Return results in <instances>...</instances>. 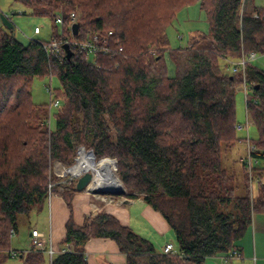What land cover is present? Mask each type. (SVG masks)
Instances as JSON below:
<instances>
[{
  "label": "trees",
  "instance_id": "trees-1",
  "mask_svg": "<svg viewBox=\"0 0 264 264\" xmlns=\"http://www.w3.org/2000/svg\"><path fill=\"white\" fill-rule=\"evenodd\" d=\"M15 1L51 20L50 39L82 41L99 34L109 48L88 59L75 49L69 57L56 56L41 40L22 43L14 28L0 21V261L15 252L9 243L17 216L29 214L49 192L67 205L60 249L70 244L49 264H88L85 243L95 237L112 239L125 254L124 264H203L238 249L253 213H264V182L255 195L248 183L257 178L249 175L258 169L254 161L264 160V69L250 60L244 74L225 72L223 66L226 58L264 54V5L252 0ZM192 2L203 10L208 29L193 34L187 46L171 48L166 28ZM73 11L79 22L75 35ZM56 16L62 19L60 29ZM165 51L174 76L168 75ZM53 76L61 88L45 85L52 93L48 103L33 102L32 79ZM243 80L253 83L245 107L257 136L248 138L254 161L248 169L243 159L241 192L221 155L223 143L245 138L235 127V91ZM55 99L54 125L48 127ZM79 146L116 159L125 197L141 198L164 217L176 252L155 248L105 210L74 221V179L57 183L60 179L48 171L55 160L71 165ZM43 254L27 247L16 256L22 264H39Z\"/></svg>",
  "mask_w": 264,
  "mask_h": 264
},
{
  "label": "rangeland",
  "instance_id": "rangeland-1",
  "mask_svg": "<svg viewBox=\"0 0 264 264\" xmlns=\"http://www.w3.org/2000/svg\"><path fill=\"white\" fill-rule=\"evenodd\" d=\"M252 2L256 5L264 4V0H252ZM0 13L6 15L10 19V22L13 23L14 35L22 43H27L31 39L41 40V41H48L50 39L51 20L45 17H38V16L32 15L29 8L24 6L20 2L15 1V0H0ZM35 26L39 27L38 33H34ZM57 28L60 29V24L57 25ZM207 29H208V25L206 21V16L203 10L199 8L198 3L192 2L190 4H187L178 10L175 18L166 28L167 36L169 39V47L171 48L185 47L188 45L189 39L193 34H195L196 32H206ZM164 57L166 60L168 75L174 76L175 74L174 64L171 61V59L168 57V53L166 51H165ZM250 63L261 69H264V54H260V53L256 54V56L250 60ZM226 65L227 63L223 66V70L225 72H228V70L225 68ZM242 84L238 85L235 91V118H236L237 124L244 125L247 119L251 123L252 121L246 112L245 95H244V89H243ZM45 85H49L51 88H59V89L61 88L59 79L56 76L51 77L50 80L46 77H34L31 81V87H30V94H31V99L33 102L37 104L48 103L50 96H49V93L45 89ZM55 111L56 110L54 108L51 109V113H52V115L50 116L51 117L50 118L51 127H53L54 125L53 115ZM236 133L239 137L241 138L245 137V138L242 139L241 141H235L232 144L223 143L221 162H222V166L228 171V173L232 174L233 184L237 185L238 188H240L239 191L242 192L244 190V180H243L244 171L242 167V162H243V159L246 158L247 156V143L249 140L246 139L247 132H246L245 127H242L241 129L238 128L236 130ZM256 136H257L256 128L253 124H250L248 127V137L253 140L256 138ZM81 147L82 149L86 151L92 150L91 148H85L84 146H79L76 149L74 161L71 165L66 167L60 161H57V160L53 161L48 173L51 176L55 175L56 177H58L56 181H58L59 179H62L63 176L65 177V180H64L65 183L70 180L69 178L70 173L63 174V176H61L62 173L58 175L56 165L60 164L63 167L65 166L64 168H68L72 166L73 164H75L78 151L79 149H81ZM94 156H95V159L97 160L102 159V158H109V160L115 159L114 157H111L108 155H105L102 157H96L95 153H94ZM253 161H252V164H253ZM112 165L113 166L111 167H113L112 168L113 174L118 179V181L123 185L117 173L116 159H115V163L114 161L112 162ZM253 165H256L258 169H256L255 172L249 173V175L257 173L256 174L257 178H255L253 181H250L249 179L248 183L252 191L251 193L255 195L258 192L259 183L264 182V160L254 161ZM58 169H59V166H58ZM96 169H99V167H96ZM77 178L78 177L76 176L73 177L75 182ZM258 178H260V180ZM95 179H96V176L93 175L92 180L85 187V189L78 190L75 193V195H78L81 197V200L83 201L84 204H86V206L89 205V203L91 202H99L98 200H96L97 199L96 195H105L104 196L105 198H107V196L110 195L113 197V199L114 198L121 199L122 197H125L126 191L123 194H119V195L118 194L113 195V194H108V193L106 194L92 193L90 189L91 187L95 185ZM54 194L60 196L57 192H55ZM123 203L124 204L121 203L122 204L121 206H123L124 208H127V205L125 204V202ZM103 204L104 205L110 204L108 205V207H110L109 208L110 210L114 208L115 206L112 203H106V204L103 203ZM144 205L145 206L143 207H147L145 209L142 208L145 212H147L149 209L150 211L158 213L156 210H153L146 203H144ZM137 208L140 209L139 206H137ZM90 215L92 216V214L90 213L86 215L85 217L90 216ZM138 221L144 224L145 226V223L142 221V218H138ZM152 227H153L152 233L155 236L157 246H159L160 244L166 241H172L174 248L177 249L175 236L170 227L167 228V231H164V232H161L160 230H158L156 227H154V225H152ZM32 228H37L38 230L47 232V233L49 232V216H48L47 203L36 204L33 207V209L29 212V214L27 215L19 214L17 216L16 231L12 233L10 237V243H9L10 249H14L17 252H20L21 250H25L29 245V233ZM242 237L243 236H241V238L237 240V244L238 243L239 245L241 244L240 246L244 245V243H248L249 245L251 244L250 236L247 235L246 237H243V238ZM257 244H258V241H257ZM257 250H258L257 253L259 254V244H258ZM229 252H227L226 254H228ZM106 256L107 254L104 253V254H100L98 257L103 261L106 259L105 258ZM219 256L220 255H217V257L219 258L218 260L219 262H223V264H230V262H232L233 260L241 259L240 258L241 253H240V256H236V255L229 256L226 261L221 260ZM207 260L209 259L207 258L206 261ZM0 264H22V259L19 256H16V257L12 256V257L3 259L2 261H0ZM39 264H49V256L47 253L43 254V259Z\"/></svg>",
  "mask_w": 264,
  "mask_h": 264
},
{
  "label": "crops",
  "instance_id": "crops-1",
  "mask_svg": "<svg viewBox=\"0 0 264 264\" xmlns=\"http://www.w3.org/2000/svg\"><path fill=\"white\" fill-rule=\"evenodd\" d=\"M263 5L264 4L257 6ZM114 202L115 203L112 204L115 206L111 210L109 209L110 207H108L110 204L104 205L101 202H91L89 205H87V208L86 204H84L81 200V197L75 195L73 198L74 221L81 223L86 215L93 213L94 209H96L97 212L105 210L115 215L123 224L130 226L134 231L143 237L148 238L157 249H162L164 244L167 242H172L166 241L159 246L156 245V239L152 233V225H154V227H156L161 232L167 231L169 225L158 211L157 212L161 216L156 212L150 211L149 209L148 211L146 210L147 212H145L143 209L147 207H143L145 206V202H143L141 198L122 197L121 199H116ZM123 202H125L127 208L121 206L124 204ZM45 203H47L48 206L49 216V232L45 233L47 235V239L51 240L52 246L54 248H58L61 246L59 245V242L64 236V223L68 218V208L63 199L55 194L52 195L50 199L46 198L43 204ZM137 206H139L140 209H138ZM138 218H142L145 226L138 221ZM247 235L251 237L250 245L248 243H244V245L240 246L241 244L239 245L238 243V250L241 253L240 258L242 260H233L230 262V264H264V213H253L251 223L244 232L243 237H246ZM257 241L259 244V254L257 253ZM85 253L88 264H124L126 258L125 254L119 251L117 244L112 239L102 237H95L87 240L85 243ZM104 253H106L107 256L105 257L106 259L102 261L98 256ZM208 259L209 260H205L203 264L221 263L219 262V258L217 256L209 257Z\"/></svg>",
  "mask_w": 264,
  "mask_h": 264
},
{
  "label": "built area",
  "instance_id": "built-area-1",
  "mask_svg": "<svg viewBox=\"0 0 264 264\" xmlns=\"http://www.w3.org/2000/svg\"><path fill=\"white\" fill-rule=\"evenodd\" d=\"M253 15L256 16V13H253ZM70 19H71V24L73 22L76 21V15L75 13L71 12L70 13ZM55 22L58 24H61L62 19L60 16H56L55 17ZM39 32V27L35 26L34 27V33H38ZM111 34V31H108V35ZM107 35V36H108ZM63 44H67L71 50V52L73 51V49L78 50V51H82L85 53V57L88 59L90 58L91 55H96L98 52L102 51V52H106L109 48L108 43L106 42L105 38H100L99 34H92L89 36L88 39L86 40H82V41H78V40H74V39H58V38H51L48 41H43L42 46L43 49L47 52V53H51L54 54L56 56L59 55H66V52L63 48ZM255 57V53L254 52H250L247 56H241L239 58H226V69L228 70V72L234 73V72H241L242 74H244V69H245V63L248 60H251L252 58ZM92 60V59H91ZM252 82H246L243 80V89H244V95H245V102L248 99V95L249 92L252 90ZM46 91L49 93L50 96H52L51 94V89L48 86H45ZM58 104V99H55L54 102L52 104H50L48 112L50 115L51 109L52 107H56ZM248 118V117H247ZM50 120L49 118L47 119V124L49 126ZM252 124L250 121H246V123L244 125L242 124H236L235 127L236 129H241L242 127H245L247 135H246V139L248 140V127L249 125ZM254 149V145L251 144L249 141L247 143V156L245 158L246 160V165L248 167V169L252 168V161L253 158L250 155V152ZM59 166V169H58ZM57 171H58V175H60V168H63L62 165L57 164ZM83 172L76 174V175H72L70 174L69 178L73 179V177H78L82 174ZM63 176V174L61 175ZM60 176V177H61ZM65 177L63 176V179H60L59 182L57 183H62L64 182ZM53 185V183H49V186ZM54 193L49 192L48 193V199L49 197H51ZM95 195V194H94ZM105 195H96L97 200L99 202H103V203H115L114 201L116 200L115 198L113 199L112 196L108 195L107 198L104 197ZM97 211L96 209L93 210L92 215L96 214ZM28 247H32L36 250H41L44 253H47L49 256V261L52 259V257L56 254V252L60 251V250H66L70 248V244H64L63 247H61V249L59 248H54L52 246L51 240L47 239V235L45 232L38 230L37 228H32L30 230L29 233V245ZM162 251L167 253V252H176V249L174 248V245L172 242H167L166 244H164V246L162 247ZM17 252H12L11 256H16ZM230 254V255H229ZM240 256V253L238 251V249L233 248L230 250V252L228 254H222L220 255V259L221 260H227L229 256ZM220 264H223V262H221Z\"/></svg>",
  "mask_w": 264,
  "mask_h": 264
},
{
  "label": "bare ground",
  "instance_id": "bare-ground-1",
  "mask_svg": "<svg viewBox=\"0 0 264 264\" xmlns=\"http://www.w3.org/2000/svg\"><path fill=\"white\" fill-rule=\"evenodd\" d=\"M112 162L113 160L109 159L96 160L95 156L91 152H88L81 148L78 151L75 164L70 168H64L65 166L63 168H60V173H70L72 175H76L84 171H89L92 173V176H96L95 184L98 189H117L119 188V181L112 172ZM96 167H99V169H96Z\"/></svg>",
  "mask_w": 264,
  "mask_h": 264
},
{
  "label": "water",
  "instance_id": "water-1",
  "mask_svg": "<svg viewBox=\"0 0 264 264\" xmlns=\"http://www.w3.org/2000/svg\"><path fill=\"white\" fill-rule=\"evenodd\" d=\"M0 21L1 23L8 29H12L13 28V24L10 22V19L0 13ZM78 27H79V22L75 21L71 24V32L72 34H77L78 32ZM63 48L66 52V57H69L71 55V50L69 48V46L67 44H63ZM82 148V147H81ZM88 152H91L93 155H94V152L92 150L88 151ZM103 159V158H102ZM115 163V159H112ZM74 165V164H73ZM72 165V166H73ZM70 166V167H72ZM68 167V168H70ZM92 180V173L89 172V171H84L80 176H78L76 182H75V188L77 190H82V189H85V187L89 184V182ZM91 192L92 193H103V194H123L125 192V189L123 187V185L119 182V188L117 189H112V188H103V189H98L96 187V184L91 187Z\"/></svg>",
  "mask_w": 264,
  "mask_h": 264
}]
</instances>
